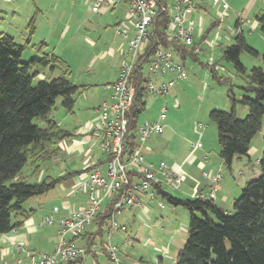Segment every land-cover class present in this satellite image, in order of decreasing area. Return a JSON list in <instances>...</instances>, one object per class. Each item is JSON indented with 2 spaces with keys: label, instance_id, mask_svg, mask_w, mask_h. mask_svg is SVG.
I'll return each mask as SVG.
<instances>
[{
  "label": "rangeland",
  "instance_id": "1",
  "mask_svg": "<svg viewBox=\"0 0 264 264\" xmlns=\"http://www.w3.org/2000/svg\"><path fill=\"white\" fill-rule=\"evenodd\" d=\"M203 2L204 8L200 9L197 14L202 16L203 24L199 27L202 33L210 27L213 21H220L212 0H203ZM226 2L230 5V0H226ZM242 4L241 0H237L235 3L238 12H240ZM126 10L127 6L120 4L114 9L93 13L90 10V0H10L9 2L0 0V33L11 36L17 43L24 46L20 61L28 62L33 56L41 57L42 52L37 51V45L44 42L43 52L63 59L69 66L66 78L73 84L81 86L75 95V103L71 112H67L60 105V99H57L50 113L54 121L71 134L78 126L88 124L96 116L95 107L103 101H110L109 96L112 93L110 85L116 79L119 63L128 58L127 40L131 35L125 38L117 32V24L125 19ZM253 12L251 11L249 16L250 20L254 19ZM227 13L228 17H222L219 27L209 30L203 41L200 39V34L196 32L197 26L195 27L194 43L198 44L201 49L200 54L195 58L186 55L185 60L176 56L172 57L177 63H184L185 79L179 80L165 95H146L145 107L137 119V125H141L144 121L157 120L162 109H165V120L162 121L165 125L163 133L155 134L156 136L151 134L150 139L143 144L144 147L153 149L151 153L145 152L146 157L161 158L165 162V157H183L190 148V143L195 141V138L201 133L203 148L198 150L196 155L202 153L206 157L220 159L216 126L210 120L209 112L214 109L229 110V95L234 94L239 99L242 95L239 86L245 84V78L235 73L232 65L221 57L222 49L233 43L231 36L234 34L232 33L234 19L229 14L230 10ZM197 15H192L195 22H197ZM242 20L244 21L243 16ZM29 23L33 27L31 33L28 28ZM243 29L247 43L255 48L260 56L252 57L248 53L242 52L240 60L246 69L252 66H261V55H264V38L260 39L258 36L260 28L252 35L247 26ZM210 57L213 58L217 71L213 72L211 66L206 65ZM50 65L31 63L30 73H37L33 76V84L38 79L48 81L61 74L60 68L51 69ZM168 77L169 74L165 76L150 75L155 85L167 81ZM241 109H245L244 112ZM235 111L237 117L241 119L245 116L247 109L236 104ZM85 147L92 150L93 157L100 156L97 138L85 144ZM84 158L78 153L69 155L64 151L58 152L56 160L51 159L40 165L41 175L56 178L66 173L82 170L87 168L90 163ZM242 163L244 162L234 158L230 168H226L224 165L220 171L222 176L220 182H225L220 195L223 192L225 194L228 192L229 197L226 204H223L226 212H232V201L238 198L246 182L256 179L260 174V168L258 162L255 163V159H252L251 162L245 160V163ZM106 168V163L99 164L103 175ZM22 173L23 175L29 174L27 166L23 168ZM73 185V179L67 177L46 193L35 196L23 204L26 209L33 203L35 204L36 210L33 216L36 218L51 214L54 219L51 226L43 225L42 228H39L40 231L42 229L45 231L43 233L46 238L38 249L41 253L52 252L59 243L58 217L51 210L53 206H61V200L71 191ZM228 188L236 190V193H231L232 191L230 192ZM162 189L178 198H190L186 182L182 183L178 189L163 184ZM67 196L66 199L71 203L75 202L74 197L82 198L77 192ZM38 201L41 202L40 205L36 204ZM159 203H162V208L159 207ZM218 205L222 204L218 203ZM148 209L147 215L142 214L139 208H134L132 212L134 216L130 211L125 212L122 222L125 223L127 232H115L112 235L110 242L119 247L118 260L120 264L135 262L154 264L158 256L157 250L162 247L168 250L172 256L171 260L164 257L163 263H173V254H176L178 248L185 242L187 211L182 207L168 204L158 194L148 202ZM174 229L177 230L175 236ZM86 230L94 231V227L87 226ZM134 233H137L136 239H132ZM38 235L41 236L42 233ZM69 238L67 235L65 240ZM147 239L150 241V245L144 244ZM99 241L100 239L97 238L95 243L98 244ZM74 244L81 246V240L75 239ZM140 258L142 261H139ZM12 260L13 255L6 257L5 261L12 264ZM26 262L28 263L23 258V263L27 264ZM84 262V264H90V258ZM99 263L115 264L102 255H99Z\"/></svg>",
  "mask_w": 264,
  "mask_h": 264
},
{
  "label": "trees",
  "instance_id": "2",
  "mask_svg": "<svg viewBox=\"0 0 264 264\" xmlns=\"http://www.w3.org/2000/svg\"><path fill=\"white\" fill-rule=\"evenodd\" d=\"M169 1L156 0L157 16L149 48L161 44L182 60H185L186 55L195 58L200 53L194 52V47L198 46L194 41L192 46H185L175 39L166 38L169 20L166 6ZM162 7L165 9L162 10ZM240 20L243 21L237 20L232 32L233 43L222 49L221 57L232 65L235 73L245 78V84L239 86L242 95L239 99L234 94L229 95V110L214 109L209 112V118L216 126L219 158L226 168H230L234 158L247 155L252 138L261 129L264 116V55H261V66L246 69L243 65L240 60L242 52L252 57H259L260 54L247 43L239 27ZM256 21L264 35V16H256ZM220 22L221 19L213 21L205 32H201V41L209 30L219 27ZM28 28L31 33V23ZM44 44L40 42L37 45V51L42 52L41 57L33 56L28 62H21L24 46L11 36L0 33V234L20 228L32 215V210L23 207L28 199L46 193L67 177L92 168L56 178H39L40 165L54 158L59 150L58 143L71 135L54 121L51 110L56 100L60 99V105L71 112L75 95L81 87L66 78L69 66L63 59L43 52ZM142 58L136 60V69L132 73L134 98L128 114V149L135 147L137 119L145 106ZM31 63L51 64V69L58 67L62 72L48 81L38 79L33 84V76L37 73H30ZM206 65L211 66L213 72L216 71L213 62L211 65L207 62ZM236 104L247 109L241 119L237 117ZM106 158L94 165L104 163ZM258 165L259 176L246 182L238 198L232 201V212L221 209L212 199L178 198L165 192L159 184L153 185L155 195H160L172 206L182 207L188 214L185 242L178 249L174 264H264V151L258 159ZM25 166L29 174L23 175ZM104 203L103 212H97L90 224L94 231L85 228L77 236L68 235L70 238L65 241L74 243L75 239H80V247L84 248L85 255L96 258V252L99 251L111 261L103 245L112 215V204L109 201ZM97 238L100 239L98 244L95 243ZM164 255L162 252L161 256ZM57 264H84V258L77 257Z\"/></svg>",
  "mask_w": 264,
  "mask_h": 264
},
{
  "label": "built area",
  "instance_id": "3",
  "mask_svg": "<svg viewBox=\"0 0 264 264\" xmlns=\"http://www.w3.org/2000/svg\"><path fill=\"white\" fill-rule=\"evenodd\" d=\"M119 4L127 6L125 19L119 22L117 32L125 38L131 35L127 40L128 58L121 60L117 77L111 83L110 101L101 103L98 115L89 127V132L98 136L100 153L108 157L104 161L107 166L106 172L103 175L99 165H94L76 181L72 191L84 194L86 203L79 208H68L66 214L57 219L59 243L50 253H41L36 258L30 256L29 264H57L59 261L83 258L84 248L66 243L65 237L82 233L91 224L96 213L103 212L106 201L112 204V215L108 222L106 242L103 247L108 258L118 264V247L112 244L110 239L116 231H125L126 228L125 225L119 224L117 217L124 210L140 205V199L143 197L152 201L155 195L153 185L165 184L178 189L182 183L181 175L169 169L163 162L158 164L147 162L141 152L144 142L151 134H160L163 131L165 109H162L157 120L144 121L141 125H137V140L133 149H128L126 135L128 114L134 98L132 73L136 69V60L143 57L141 67L144 71L146 95L166 94L176 80L185 78V68L181 63L173 60L172 57L176 56L173 51L164 48L161 44L149 48L157 16L156 0H90V10L101 12ZM217 4L222 5L223 11L219 13V17L223 19L227 6L224 0H214L213 5ZM166 11L169 16L165 30L166 38L175 39L185 46H192L195 32L192 15L199 11L197 1L170 0ZM198 34H201L200 29ZM194 52L201 53V50L195 46ZM169 72L175 75L174 78L158 85H155L150 78V75H165ZM198 145V142L193 143L192 147L195 149ZM203 176L211 181L209 190L206 194L197 190L193 197L213 200L221 174L210 175L203 172ZM53 223L54 219L51 216H45L40 220L39 226H50ZM165 253L166 250L163 251V254ZM15 264L25 263L16 260Z\"/></svg>",
  "mask_w": 264,
  "mask_h": 264
},
{
  "label": "crops",
  "instance_id": "4",
  "mask_svg": "<svg viewBox=\"0 0 264 264\" xmlns=\"http://www.w3.org/2000/svg\"><path fill=\"white\" fill-rule=\"evenodd\" d=\"M5 1L9 2L10 0H5ZM196 1L200 5L201 10H203V8H204L203 0H196ZM213 1L214 0H212V4H213ZM236 2H237V0H230V5H229L226 2V0H224V3L227 6V8L225 9L224 17H228L227 11L230 10L229 14H231L232 19H234V28H235V24L237 23V20L242 19V16H243V19H244L243 22L244 23L242 24V21L240 20L241 23L239 25L240 29L242 30V33L244 34L243 27L247 26L249 28L250 34L251 35L255 34L256 30L259 29V24L256 21V16H262V15L264 16V0H241V2L243 4H242V8H241L240 12H238L237 8H235ZM117 6L118 5H116L115 7H117ZM215 7L217 9L216 15L218 17L219 13H221L223 11V8H222L221 4H219V5L217 4V5H215ZM104 11H106V10L104 9L101 12H93V11H91V12L102 13ZM251 11H254L253 12L254 13L253 14L254 19H252V20L249 19ZM198 12L195 14L197 15ZM195 14H193V15H195ZM125 15H126V13H125ZM221 21H222V19H221ZM202 24H203L202 16L197 15V22H195V27L197 26V28H198V30L196 31L197 33L200 29L199 27ZM201 32H202V30H201ZM258 36L260 39L264 38V35L261 32L259 33ZM176 57H179V56H176ZM207 62L209 63V65H211V63L213 62V58L210 57V59ZM182 65L185 68L184 63H182ZM118 69H119V66H118ZM118 69H117V74H118ZM168 74H169L168 79L174 78V76H175L171 72L166 73L165 75H168ZM165 75H160V76H165ZM116 77H117V75H116ZM184 79H182V80H184ZM178 81L179 80H176L173 87L176 85V83ZM172 88L168 92H170L172 90ZM109 98H110V96H109ZM100 105L101 104H99L97 107H95L94 110H95L96 116H94L88 124L78 126L73 134H71L68 138H66V139H64L58 143L57 147L59 150L57 151V155H58V152H62V151L66 152L69 155H72V153H78V154L84 156L85 157L84 159H86V161H88V163L90 162L88 167H93L96 162L102 161L104 159V155L102 153H100L99 157H93L92 150L89 147H85V144L89 143L90 141L96 140V138L98 141V136L93 132H89V130H90L89 127L93 123V121L96 119V117L98 115V108ZM241 110H242V112H244L245 109H241ZM263 118H264V116H263ZM263 118H262L261 129L252 138V140L250 142L249 150L247 152V155L242 156V157H237V160H239L240 162L245 163V160L247 162H251L252 159H255V163H257L258 159L261 156L262 151H264V131H263L264 119ZM164 120H165V118H164ZM164 127H165V125L163 124V130H164ZM162 133H163V131L160 134H162ZM160 134H156V135H160ZM156 135L154 134V136H156ZM150 136L146 140L150 139ZM197 142L199 145L194 149L192 147V144L197 143ZM201 148H203V144H201V133H199L197 138H195V141L193 140V142L190 143V148L186 151V153L183 155V157H170V158L165 157V159H166V162H165L161 158L158 159L157 157H146L145 152H150V153L153 152V149H151L147 146H145V147L143 146L141 148V152H142V154H143V156L147 162L152 163V164H158L159 162H163L169 169H171L172 171H175L179 175H181L183 177L182 183H185V182L187 183V188H188L187 192L191 198V197H193V194L197 190L201 191L203 194H206L207 191L209 190V187L211 185V181L208 177L203 176V172H207L210 175H215L217 173H220L222 166H224L221 159H217L216 157H213V158L212 157H206L202 153L196 155V152L198 150H200ZM57 155L52 159L56 160ZM93 161H94V163H93ZM244 163H242V164H244ZM85 168H83V169H85ZM78 171H81V169ZM82 174H83V172L80 174H74L71 176V179H73L74 184L76 183V181L80 177L83 176ZM39 178L40 179L43 178V174L41 175V172L39 174ZM221 179H222V176H221ZM220 180L217 184V188H216V192H215V198L213 199V201L217 206H219L221 209L224 210L226 208H223V204H226L229 197H228V192H227V194H225V192H223L220 195V192H222L221 191L222 188L225 186V182L224 181L220 182ZM73 186H72L71 191H69L66 194V197H68L67 195H74L76 193V192L72 191ZM231 188H232V186H231ZM233 188H234V185H233ZM228 189L230 190V192L232 191L231 193H233V192L236 193V190H234V189L232 190L230 188H228ZM179 192L182 193L181 191H179ZM79 194L81 195L82 198L74 197L75 198L74 203H71L70 201H68L66 199V197H64V199L61 200V206L60 207L53 206L51 212L53 214H57V217L59 219L64 214H66V210L68 208L82 207L86 203V197L82 193H79ZM181 198H183V197H181ZM140 201H141V204L137 205L134 208L135 209L139 208L141 210L142 214L147 215L149 213L148 202H150V201H148V199L146 197L141 198ZM218 203H220L222 205L220 206V205H218ZM36 204L40 205L41 202L38 201V203H36ZM34 205L35 204L33 203L32 206L30 205V207L27 209V210H32V215L27 220H25L23 222V225L20 228L11 230L5 234H0V264H10V262H7L5 260H6V257L11 256V255H13V260H12L13 263L12 264H15V262H16L15 260H22L23 261V258L26 259V261H28V263L27 262L26 263L29 264L30 256H34L36 258V257H38V255H40L41 252L38 249L40 247V244L44 243L46 240L45 235H44L45 233H43L45 231H43V229L41 231L39 230V228L43 227V226H39V223H40V220L44 216H41L40 218H36L33 216V213H35V210H36L34 208ZM159 207H161V208L163 207L162 203H159ZM134 208L124 210L122 212V214L118 217L120 221L117 218L120 225H125V223L122 222V219H123L122 217L124 216V213L127 211H130L132 213L134 211ZM131 215L134 216V213H132ZM48 216L52 217L51 214ZM125 228L126 229L124 232L126 233L127 227L125 226ZM173 231L176 232V233H174V236H175V234L177 235V230L174 229ZM47 232H49V229H47ZM116 232L117 233H124L121 231H116ZM39 233L40 234L42 233V235L39 236L38 235ZM185 233H186V231H185ZM136 236H137V233H134V237L132 239H136L137 238ZM149 242L150 241L147 239L144 244L150 245ZM164 250L165 249L163 247L157 250L158 256H157L154 264H164L163 263L164 257L169 258L168 260L172 259V256H170V254L168 253V250H166V253L164 256H161V254ZM99 255L105 256L104 254H102L101 252L98 251V252H96V258L91 257L90 254L84 255L83 258H84V261L87 258H90V261H91L90 264H100L99 263ZM175 255L176 254L174 253L173 254L174 258H175ZM105 258H106V256H105ZM139 261H142V258H140ZM133 264H138V263L135 262ZM166 264H174V260H173V263L168 262Z\"/></svg>",
  "mask_w": 264,
  "mask_h": 264
}]
</instances>
